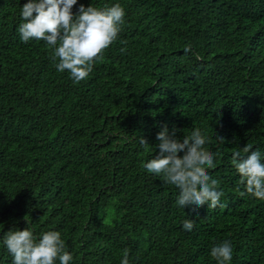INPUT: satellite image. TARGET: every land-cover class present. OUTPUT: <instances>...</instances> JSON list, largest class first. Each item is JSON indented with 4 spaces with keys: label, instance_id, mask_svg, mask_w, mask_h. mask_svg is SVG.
<instances>
[{
    "label": "trees",
    "instance_id": "obj_1",
    "mask_svg": "<svg viewBox=\"0 0 264 264\" xmlns=\"http://www.w3.org/2000/svg\"><path fill=\"white\" fill-rule=\"evenodd\" d=\"M27 2L0 0V264H13L4 234L25 228L60 232L71 264H120L125 249L130 264H216L226 240L231 264H264V201L240 196L232 164L246 145L264 157V0H78L74 14L126 12L79 84L45 42L21 40ZM164 126L209 137L224 207L182 209L144 168Z\"/></svg>",
    "mask_w": 264,
    "mask_h": 264
},
{
    "label": "clouds",
    "instance_id": "obj_2",
    "mask_svg": "<svg viewBox=\"0 0 264 264\" xmlns=\"http://www.w3.org/2000/svg\"><path fill=\"white\" fill-rule=\"evenodd\" d=\"M77 3L78 0H28L21 8L23 22L18 27L24 43L30 40L46 43L52 50L51 59L58 61L57 70L61 73L67 70L74 84L86 80L95 63L103 61L106 50L119 39L126 16L119 3L103 8L81 4L74 14L73 7ZM184 51L191 52V45H186ZM156 139L159 154L144 164V168L178 189L177 206L182 209L192 205L196 208L207 205L209 209L224 207L221 182L209 173L216 168L215 160L219 155L206 147L209 137L196 128L190 135L177 138L176 129L170 133L164 126ZM217 140L224 143L223 137ZM140 144L147 146L148 142L141 137ZM243 152L250 154L241 158L237 151L232 156V164L240 176L239 183L244 186L239 194L264 201V157L259 150L252 151L251 145H246ZM195 225L193 220L183 221V228L188 232ZM3 244L13 257V264H57V261L71 264L73 260L58 231H48L37 238L27 228L9 230L4 234ZM210 255L216 264H231V241L214 245ZM120 264H130L128 249L124 250Z\"/></svg>",
    "mask_w": 264,
    "mask_h": 264
}]
</instances>
